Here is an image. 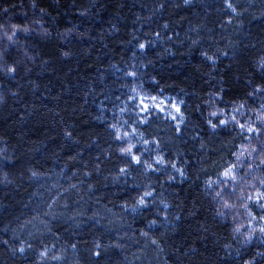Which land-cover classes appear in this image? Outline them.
<instances>
[{"label": "trees", "instance_id": "1", "mask_svg": "<svg viewBox=\"0 0 264 264\" xmlns=\"http://www.w3.org/2000/svg\"><path fill=\"white\" fill-rule=\"evenodd\" d=\"M262 181L264 0H0V264H264Z\"/></svg>", "mask_w": 264, "mask_h": 264}, {"label": "snow or ice", "instance_id": "2", "mask_svg": "<svg viewBox=\"0 0 264 264\" xmlns=\"http://www.w3.org/2000/svg\"><path fill=\"white\" fill-rule=\"evenodd\" d=\"M228 6L231 7L230 4H229ZM140 47H144V45H140ZM9 71H14V69L10 68ZM221 123H225V121H221ZM241 127H243V126L241 125ZM249 131H252V129L249 128ZM121 151H130V149H121ZM133 159L138 160L139 158H138V157H133ZM233 168H234V166H230L228 169H225V171H224L223 174H224L225 176H230V175H232V169H233ZM261 183H264V181H262ZM260 196H264V193H260ZM260 196L257 197V200H259ZM250 199H251V197H250ZM140 203H144V200H143L142 198H141V200H140ZM246 264H248V262H246Z\"/></svg>", "mask_w": 264, "mask_h": 264}]
</instances>
